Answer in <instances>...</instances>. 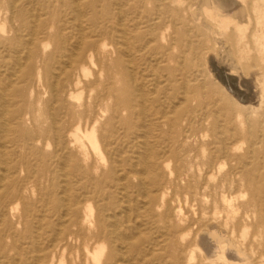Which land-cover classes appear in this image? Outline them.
<instances>
[{
	"label": "rangeland",
	"instance_id": "374dc122",
	"mask_svg": "<svg viewBox=\"0 0 264 264\" xmlns=\"http://www.w3.org/2000/svg\"><path fill=\"white\" fill-rule=\"evenodd\" d=\"M231 1L0 0V264H264V0Z\"/></svg>",
	"mask_w": 264,
	"mask_h": 264
},
{
	"label": "bare ground",
	"instance_id": "6f19581e",
	"mask_svg": "<svg viewBox=\"0 0 264 264\" xmlns=\"http://www.w3.org/2000/svg\"><path fill=\"white\" fill-rule=\"evenodd\" d=\"M221 4H223L224 6H227V7H230L231 5H233V1L231 0H218ZM235 2V1H234ZM218 66L221 67H227L229 64H228V61L226 60L225 57H221L220 60L218 61ZM222 70V69H221ZM224 75V78L226 81H228V76L229 75H226L225 73L223 74ZM223 78V77H222ZM230 83V82H229ZM4 91V90H3ZM204 109V108H203ZM4 123V122H3ZM115 125V124H114ZM145 139V138H144ZM145 145V144H144ZM66 186V185H65ZM128 214V213H127ZM58 235V234H57ZM118 236V235H117ZM119 237V236H118ZM121 242V241H120ZM123 244V243H122ZM125 245V244H124ZM118 249V248H117ZM122 251V250H121ZM122 255V254H121ZM126 255V253H125Z\"/></svg>",
	"mask_w": 264,
	"mask_h": 264
}]
</instances>
